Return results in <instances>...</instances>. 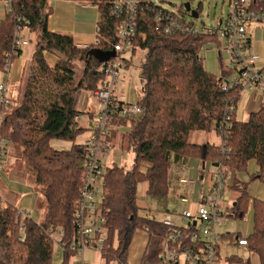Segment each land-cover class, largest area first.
<instances>
[{"label": "trees", "instance_id": "obj_1", "mask_svg": "<svg viewBox=\"0 0 264 264\" xmlns=\"http://www.w3.org/2000/svg\"><path fill=\"white\" fill-rule=\"evenodd\" d=\"M46 1L14 0L0 24V71L6 60L12 63L21 52L18 50L16 55L6 57L11 52L13 32L18 23L16 16L27 21L30 32L35 35L30 76L22 97L20 101H12L7 109L0 107V139L21 148L25 171L32 177L44 202L40 222L29 218L20 221L14 206L0 208V249L7 260L0 264H52L50 233L61 230V241L66 246L74 238L73 220L85 156L84 143L75 142L85 129L78 126L77 118L81 113L74 109L73 96L77 91L93 92L104 78L101 64L89 52L110 51L117 26L116 19L99 2L96 43L77 47L70 37L48 31ZM251 8L264 12V0H252ZM135 31L130 54L145 51L140 67L142 87L137 97L142 114L135 120L118 121L126 130L121 149L133 153L130 169L110 166L105 172V195L100 204L105 219L106 235L101 252L105 264H127L132 237L144 228L149 238L141 264L158 263L168 229L140 211L136 206V193L138 185L146 182L147 196H167L170 155L210 160L212 166L221 161L227 173L243 172L246 163L254 160L258 172L250 180L264 185V98L260 109L251 113L247 121L235 120L238 89L230 87L224 91L221 86L231 81L232 70L221 66L220 75L215 77L205 71L200 57L204 45L216 42L215 35L164 33L156 24L154 14L144 8L137 14ZM44 53L55 55L57 62L48 65ZM74 60L84 63L77 84H74L75 73L68 64ZM38 86L45 88L40 91ZM40 93L52 94V102H40ZM231 105L228 136L223 143L229 149L228 154L222 156L220 148L188 141L191 134L207 132L212 124L216 130L226 107ZM54 141L68 142L69 147L54 149ZM144 164L147 167H143ZM234 182V189L241 191L230 218L241 221L248 210V196L245 186ZM252 212L253 231L246 239V252L254 255L258 264H264V202L254 200ZM20 222L23 230H20ZM189 243L184 237L180 244L171 248L180 250ZM236 258L231 256L229 260L236 261ZM237 261L249 264L248 259L242 262L241 257ZM61 264H69V255H63Z\"/></svg>", "mask_w": 264, "mask_h": 264}, {"label": "built area", "instance_id": "obj_2", "mask_svg": "<svg viewBox=\"0 0 264 264\" xmlns=\"http://www.w3.org/2000/svg\"><path fill=\"white\" fill-rule=\"evenodd\" d=\"M14 0H0L7 12L11 10ZM226 4L225 19H219L213 27L201 23L197 26L194 21L199 18L198 9L186 11L184 4L181 9L169 10L164 4L167 0H91L96 9L102 2L109 10V15L116 19L114 43L112 49L114 57L101 63L100 71L104 78L98 83L96 90L91 92L92 106L96 109V116L89 138L85 141V156L81 164V183L74 213L75 235L69 245L62 240L61 230L50 233L53 246L62 256L69 255V264H88L85 252L97 251L101 254L105 240V219L100 212V204L105 195V157L110 150L109 139L124 128L118 121L135 120L142 114L137 103H129L122 94V87L126 71L130 68L129 53L135 38L137 14L143 8L154 14V19L164 33H179L188 35H215L216 48L219 57L228 56L226 67L233 75L229 83H223L222 89L228 91L230 87L242 92L257 93L264 98V66H260V57L254 52L249 30L254 26L264 25V12L251 8L252 0H222ZM196 13V17L192 13ZM184 13V14H183ZM189 19H186V16ZM18 22L12 37L11 52L6 57L16 55L18 50L28 46L31 33L28 23L16 16ZM20 22V23H19ZM209 44L204 45L201 51ZM200 51V53H201ZM11 61L6 60L3 72H6ZM132 67V66H131ZM10 101L6 97L5 83H0V107L7 109ZM233 106H227L224 118L216 127L220 136V154L225 156L229 149L224 146L228 136L227 129ZM1 120V115H0ZM7 141L0 139V170L5 161ZM212 191L197 205L195 211H183L180 214L182 224H177L174 218L166 214L162 224L168 229L162 242L157 264H218V248L222 242V235L218 232L233 215L232 203L225 198L228 188L226 168L221 161L213 166ZM6 202L0 197V208H5ZM16 217L22 221L28 218L23 211H18ZM20 222V230H23ZM147 232V229H142ZM190 243L180 250L171 246L180 244L182 238ZM237 248V256L247 250V240L239 238L231 242ZM136 264H141L138 262Z\"/></svg>", "mask_w": 264, "mask_h": 264}, {"label": "crops", "instance_id": "obj_3", "mask_svg": "<svg viewBox=\"0 0 264 264\" xmlns=\"http://www.w3.org/2000/svg\"><path fill=\"white\" fill-rule=\"evenodd\" d=\"M45 9L49 10L46 20L49 32L70 37L77 47H86L96 43L97 23L99 22L100 14L90 3L74 0H47ZM6 13L7 9L5 5L0 3V24L4 20ZM258 28L259 26L252 27L249 30V35L253 34ZM33 35L30 33L28 37ZM252 46L253 50L255 49L254 52L260 57L259 65L264 66V40L259 39L255 44L252 43ZM24 48L21 49L20 55L11 63L6 72L0 71V83H5L6 97L11 104L12 101L17 100L14 96L19 92L18 89L24 86L23 81L27 76V70L33 53V45L28 51ZM216 52L219 55L217 49ZM44 58L48 65L52 66L55 64V58L51 54L44 53ZM203 67L206 72L215 73L207 66ZM129 72H131V67L126 71L121 91L126 101L129 103H137L138 94L134 90L131 80H129ZM73 99L75 111L81 113L77 118L78 126L82 121L86 120L90 121L93 126L96 109L92 106L93 101L91 99V94L89 92L77 91ZM262 102L263 98L257 93H240L235 108V120L238 122L247 121L251 113H255L260 109ZM91 128L92 127L89 128V131ZM124 129L125 128H122L114 134L118 135L119 133H123ZM89 133H91V131ZM193 134L190 135L188 140L191 144H207L214 148H220L221 146V140L214 130L213 124L209 131L195 132ZM191 138L193 139L191 140ZM115 157L117 159L118 155L114 152H111L108 156L109 159H113V162H115ZM20 158L21 148L8 145L4 165L0 170V197L7 205L14 206L18 211L25 212L32 221L40 222L43 217L44 202L41 195L36 192L32 186V177L25 171ZM108 163H110V160ZM107 167L109 166L106 165V168ZM143 167H147V165L144 164ZM257 172L258 166L256 162L254 160H249L243 172L229 171L227 173L228 188L225 191V198L230 201L232 205L237 200L241 190H235L234 187L231 186L234 180L240 185L245 186V191L248 196V210L243 220L238 221L239 228L247 223L248 215L252 214V202L254 200L264 202V185L257 180H250V177ZM213 174V166L210 160L203 161L194 156L180 157L170 155L167 196L165 198H159L157 201L153 199L151 205H148L143 200H140L147 197L151 199V197L146 195L148 185L146 182H143L141 183V192L138 194L136 193V206L144 214L147 213V216L151 219L162 223L164 216L169 214L174 218L175 222L180 225L182 224L180 214L187 210L195 211L197 205L203 198L211 193ZM41 211L42 216L40 218ZM230 221H234V219L229 218L222 226H225ZM218 232L220 235H225L221 243L226 242L230 247H235L231 245V242L234 240L239 238L247 239V237L251 235L246 237L240 235L239 232L224 233L221 229L218 230ZM148 238V233L143 230H137L134 233L128 249L127 264L141 262V258L148 243ZM219 250L220 246L218 248V253ZM218 260H220V256H218ZM227 260L232 264H243L236 261L232 262L229 258Z\"/></svg>", "mask_w": 264, "mask_h": 264}, {"label": "rangeland", "instance_id": "obj_4", "mask_svg": "<svg viewBox=\"0 0 264 264\" xmlns=\"http://www.w3.org/2000/svg\"><path fill=\"white\" fill-rule=\"evenodd\" d=\"M167 1L169 2V4L167 3L164 5L169 10H175V9L180 8L181 11L183 12L182 5L184 3H187V2L190 3V6L192 9H194V10L198 9L199 18L196 21H194V23L197 26H201V23H205L206 26L213 27V25L216 21H218L219 19H222V20L225 19L226 4H225V2L223 3L222 0H167ZM186 19H189V17L186 16ZM33 36L35 37V35H33ZM33 36L29 37L31 44L28 47L24 48V49H26V51H28L34 43L35 39ZM250 39H251V42L254 44L259 39L264 40V25H259V28L256 31H254L253 34L250 35ZM218 46H219L218 43L213 42L212 44L205 47V49H208V52H205V50H203L200 53L203 66H207L210 70H213V72H215V73H210V72H208V73H210L211 75H213L215 77H218L220 75L221 66H226L227 61H228V56L226 54H222L221 58L218 56V54L216 52V48ZM51 55L55 58V63H56L57 57L53 54H51ZM125 56L128 59L131 58L130 59V67L131 66L132 67H131V72H129V76H130L129 80H131L132 85L134 87V90L137 92V94H139L141 87H142V80L140 77V67H141V65L144 61V58H145V51L137 50L132 56H131L130 52L126 53ZM68 64L75 73L74 84H77V82L81 79L84 63L74 60V61H70ZM27 71H28L27 76L23 81L24 85L26 83L27 77L30 76L29 68ZM22 86H23V84H22ZM23 87L18 89V91H19V92H17L18 95H17V93L15 94L14 97H16V99H17L16 101H20V99L22 97L23 90H24ZM43 88H45V87H39V90L43 91L42 90ZM51 89H52L51 92H54V90H53L54 88L51 87ZM51 97H52V94H50L48 96L47 95L45 96L41 93L39 94L40 102L45 103V104H49L52 102ZM90 103H91V100H90ZM85 110H88V109H85ZM79 127L85 129V131L76 139L75 143L78 145H82L83 143H85V141L90 136L89 128L92 127V123L88 120L82 121L79 124ZM125 133H126V130L124 129L123 133H119L118 135L113 134L112 137L109 139L110 150L107 152L106 157H105V164L107 166H109V167L110 166L121 167L124 170L130 169L132 161H133V153L132 152H125L121 149V142L123 141V138L125 137V135H124ZM218 137L220 138L219 135H218ZM192 139L193 138H191V140ZM13 146H15V145H13ZM52 147L54 149H57V150H61V148L67 149L69 147V143L64 142V141H54V142H52ZM111 152L117 153V155L120 159L118 157L116 159V157H115V162L112 161L113 159H109L108 156ZM5 158H6V155H5ZM109 160H110L111 164L108 163ZM20 161L22 163V166L24 167L21 158H20ZM31 184L34 187V189L36 190V192H38L35 185L33 184V180L31 181ZM233 185H235V182L234 183L232 182L231 186L233 187ZM140 192H141V184H139L137 187V194ZM153 199H154V201H157V199H159V198L151 197V199H150L147 197L145 199H140V200H143L148 205H151V201ZM40 214H41L40 215V218H41L42 211ZM220 229L224 233H238L239 232L240 235L247 237L248 235L252 234V231H253V212H252V214L248 215L247 223L243 224L241 228L238 227V221L234 220V221L228 222L225 226H222ZM219 256H220V260H218L219 261L218 264H232V263H229L227 259L230 258L231 256H233L234 258L237 257V248L236 247H230L228 244H226V242L221 243L220 244V250H219ZM237 258H236V262H238ZM247 259L249 260V264H258L257 258L254 255H250L247 252H243V254L241 255V261L246 262ZM6 261L7 260L5 259L3 251L0 249V263L1 262L7 263ZM62 261H63V256L58 253L56 246H53V252H52V256H51L52 264H61ZM85 261L88 264H105V261H104L102 255L100 253H98L97 251L85 252ZM233 261H235V260H233ZM8 264H13V263L8 262ZM108 264H115V263L109 262Z\"/></svg>", "mask_w": 264, "mask_h": 264}, {"label": "water", "instance_id": "obj_5", "mask_svg": "<svg viewBox=\"0 0 264 264\" xmlns=\"http://www.w3.org/2000/svg\"><path fill=\"white\" fill-rule=\"evenodd\" d=\"M184 8L186 11L189 10V3L184 4ZM194 17H196V13H192ZM89 54L99 63H104L107 62L108 60L112 59L114 57V52L113 51H108V52H102L99 50H92L89 52Z\"/></svg>", "mask_w": 264, "mask_h": 264}]
</instances>
